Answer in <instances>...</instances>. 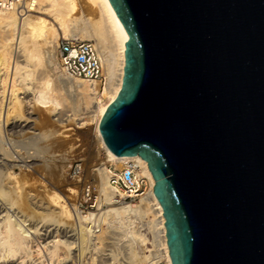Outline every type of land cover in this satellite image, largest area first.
<instances>
[{
    "label": "water",
    "instance_id": "obj_1",
    "mask_svg": "<svg viewBox=\"0 0 264 264\" xmlns=\"http://www.w3.org/2000/svg\"><path fill=\"white\" fill-rule=\"evenodd\" d=\"M128 34L99 131L155 182L172 264H264V0H109Z\"/></svg>",
    "mask_w": 264,
    "mask_h": 264
},
{
    "label": "bare ground",
    "instance_id": "obj_2",
    "mask_svg": "<svg viewBox=\"0 0 264 264\" xmlns=\"http://www.w3.org/2000/svg\"><path fill=\"white\" fill-rule=\"evenodd\" d=\"M25 6L23 11L14 7L0 12V133L3 130L11 135L32 130L38 138L33 142L34 148L48 154L51 147L45 139L55 132L39 131L34 127L39 120L41 124L75 123L78 128L93 125L98 148L104 152L103 161L91 172L96 182V203L120 206L85 216L87 230L83 236L94 238L96 244L116 236L115 240L124 242L125 264H152L161 260L172 264L163 209L153 194L155 180L147 161L137 154L114 155L99 131L106 108L121 89L127 31L109 0H25ZM42 15L49 16L53 23ZM59 31L63 37L93 42L103 61L101 81L86 82L63 76L56 58ZM52 85L69 88L66 109H62V101L67 100V94L65 100L53 95ZM35 108L48 113L36 117ZM130 159L138 162L149 189L138 202H116L107 185V165L121 168ZM34 160L31 155L15 156L0 145V264H65L74 244L84 241L80 238L81 228L72 223V214L61 196L44 192L33 177L24 175ZM69 189L75 192L74 187ZM147 241L152 248H145L147 254H143L142 247ZM93 248L98 247L94 244ZM106 256L100 263L114 259L111 253ZM90 260L92 263L94 259Z\"/></svg>",
    "mask_w": 264,
    "mask_h": 264
},
{
    "label": "rangeland",
    "instance_id": "obj_3",
    "mask_svg": "<svg viewBox=\"0 0 264 264\" xmlns=\"http://www.w3.org/2000/svg\"><path fill=\"white\" fill-rule=\"evenodd\" d=\"M42 16L53 23V20L49 16ZM61 36L62 34L59 31V37ZM52 88V94L59 96V98H63L64 100L66 96L65 94H70L69 88L65 85L55 87L52 85ZM68 94L66 96L67 100L62 101V106H64L62 109H66L65 107L68 101ZM61 95L63 96L61 97ZM33 112L36 117H39L42 112L45 114L48 113L47 111H41L38 108H35ZM44 113H42V115H45ZM66 114L69 113L66 112ZM43 123L41 124L39 120L38 123L36 122L34 127L36 126L35 128H39V131H47L48 129V133L50 131L55 132L54 134H51L52 136H48L49 139L47 137L45 139V141L48 140L46 143L51 147L48 154L41 153V151L34 148L33 142L38 140V138L33 135L34 132H32V130L26 131L27 133L24 131L26 134L24 132H15L11 135H7L2 130L0 133V145L9 149V151H11L15 156L20 155V157H26L31 155L34 157L35 160L33 161V166L31 165L32 168H30L29 171L24 172V175L27 173V177H33V181L37 182L36 184L40 186L39 188L43 186L42 189L44 192L48 191L49 194L56 192V194L60 195L72 214V223L75 224L76 228H81V230H79L82 232L80 238L82 237L84 241L82 243H77L76 241V243L74 242L75 248L67 255L68 259H66L65 264H69L70 262H73L70 264H88V262L89 264H93V262L94 264H102L100 263V260H105V258H107L106 255H109V253L114 255V259H111L108 256L109 259L104 262L105 264H125L124 257L126 252L122 250L125 248L122 240H115L114 237L116 236L113 238L107 237L104 238L103 241H99V243L96 244L95 242L98 241L94 238L83 236L87 230L86 221L88 218L85 216H92L99 211L120 206L105 202H101L98 206L96 203V182L91 176V172L101 160L103 161L104 152L102 149L98 148V144L96 143L94 136L93 125L78 128L75 123H68L66 125L65 122L60 124L58 122L53 123V121H51L49 123H44L45 125L47 124V126ZM43 125L44 127H42ZM15 172L18 171L16 170ZM86 186L90 187L92 195L91 199H87L84 195L83 188ZM70 187H74L75 192H70ZM101 226L103 228L105 224L102 222ZM99 228L100 227H95L94 229L98 230ZM145 231L146 230L144 229L143 232ZM146 236L147 239L149 238L148 240L151 241L150 234L146 233ZM148 243L149 242L147 241L146 244ZM94 244L95 247H98L96 248L97 250L93 248ZM146 247L148 248L149 245ZM146 247H142L143 254H147V252H144ZM61 251L63 252L62 254H66L64 253L66 252L65 250ZM70 256L72 260L69 258ZM91 258L94 259L92 263L90 260Z\"/></svg>",
    "mask_w": 264,
    "mask_h": 264
},
{
    "label": "built area",
    "instance_id": "obj_4",
    "mask_svg": "<svg viewBox=\"0 0 264 264\" xmlns=\"http://www.w3.org/2000/svg\"><path fill=\"white\" fill-rule=\"evenodd\" d=\"M14 7L23 11L26 9L25 0H0V12ZM56 58L59 69L66 78L81 79L86 82L103 79V61L91 41L58 37ZM107 167V185L116 202L135 203L147 193L149 182L140 174V166L136 160H127L121 168L111 164ZM83 190L87 199H91L90 187L86 186ZM147 245H149L148 248L151 247L149 243ZM152 264H167V262L161 260Z\"/></svg>",
    "mask_w": 264,
    "mask_h": 264
}]
</instances>
